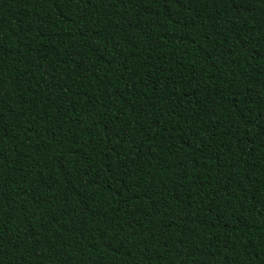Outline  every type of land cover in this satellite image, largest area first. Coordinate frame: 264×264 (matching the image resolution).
Here are the masks:
<instances>
[{
	"label": "trees",
	"instance_id": "1",
	"mask_svg": "<svg viewBox=\"0 0 264 264\" xmlns=\"http://www.w3.org/2000/svg\"><path fill=\"white\" fill-rule=\"evenodd\" d=\"M0 264H264V0H0Z\"/></svg>",
	"mask_w": 264,
	"mask_h": 264
}]
</instances>
